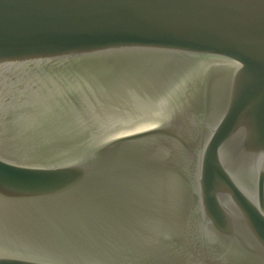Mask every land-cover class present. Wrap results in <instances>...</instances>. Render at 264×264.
<instances>
[{"label":"water","instance_id":"obj_1","mask_svg":"<svg viewBox=\"0 0 264 264\" xmlns=\"http://www.w3.org/2000/svg\"><path fill=\"white\" fill-rule=\"evenodd\" d=\"M0 264H264V0H0Z\"/></svg>","mask_w":264,"mask_h":264}]
</instances>
